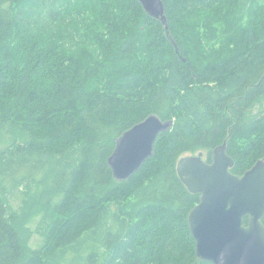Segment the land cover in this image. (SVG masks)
Segmentation results:
<instances>
[{
    "label": "trees",
    "instance_id": "trees-1",
    "mask_svg": "<svg viewBox=\"0 0 264 264\" xmlns=\"http://www.w3.org/2000/svg\"><path fill=\"white\" fill-rule=\"evenodd\" d=\"M161 1L166 29L137 0H0V264H210L176 163L264 160V0ZM150 115L173 126L119 182Z\"/></svg>",
    "mask_w": 264,
    "mask_h": 264
},
{
    "label": "water",
    "instance_id": "water-1",
    "mask_svg": "<svg viewBox=\"0 0 264 264\" xmlns=\"http://www.w3.org/2000/svg\"><path fill=\"white\" fill-rule=\"evenodd\" d=\"M137 1L148 17L167 28L161 0ZM172 126L173 120L150 115L123 132L107 159L114 179L123 182L137 172L152 157L158 135ZM232 167L225 143L212 151L210 163L202 153L176 163L181 182L199 195L187 216L196 257L210 264H264V160L241 176L232 174Z\"/></svg>",
    "mask_w": 264,
    "mask_h": 264
},
{
    "label": "rangeland",
    "instance_id": "rangeland-1",
    "mask_svg": "<svg viewBox=\"0 0 264 264\" xmlns=\"http://www.w3.org/2000/svg\"><path fill=\"white\" fill-rule=\"evenodd\" d=\"M203 158H204V156H203ZM38 244H39V239L36 236H34L32 241H31V245H32V247H36Z\"/></svg>",
    "mask_w": 264,
    "mask_h": 264
},
{
    "label": "bare ground",
    "instance_id": "bare-ground-1",
    "mask_svg": "<svg viewBox=\"0 0 264 264\" xmlns=\"http://www.w3.org/2000/svg\"><path fill=\"white\" fill-rule=\"evenodd\" d=\"M116 144V143H115Z\"/></svg>",
    "mask_w": 264,
    "mask_h": 264
}]
</instances>
